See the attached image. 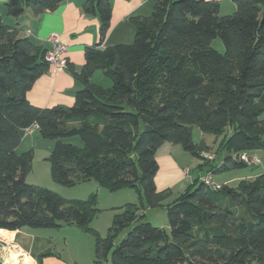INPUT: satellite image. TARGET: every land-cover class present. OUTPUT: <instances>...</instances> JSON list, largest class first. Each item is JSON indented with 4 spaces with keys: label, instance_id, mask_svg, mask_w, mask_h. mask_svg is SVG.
I'll list each match as a JSON object with an SVG mask.
<instances>
[{
    "label": "trees",
    "instance_id": "obj_1",
    "mask_svg": "<svg viewBox=\"0 0 264 264\" xmlns=\"http://www.w3.org/2000/svg\"><path fill=\"white\" fill-rule=\"evenodd\" d=\"M151 16L133 18L132 43L102 47L111 28V0H86L84 10L100 20L101 41L87 46L78 75L83 87L71 107H38L28 91L48 67L47 49L0 13V228L75 225L93 232L97 195L70 201L27 182L33 152L17 153L20 130L36 122L43 138L56 141L48 156L53 179L71 186L96 179L110 190L142 192L141 206L118 213L106 237H96L99 264H264V172L242 180L237 189H209L196 178L174 201L158 191L156 150L164 142L180 144L204 159L206 144L193 141L192 129L221 135V169H243L232 154L264 150V0H236L221 14L214 0H154ZM63 0H8L7 12L26 10L36 17ZM221 38L225 52L212 46ZM70 63L69 68L70 69ZM95 70L110 87L91 83ZM79 136L84 146L68 138ZM228 205L224 203L227 193ZM232 201V203H231ZM245 203L257 217L247 224L229 205ZM164 207L169 231L139 211ZM132 226L118 244L117 233ZM197 226V228H195Z\"/></svg>",
    "mask_w": 264,
    "mask_h": 264
},
{
    "label": "crops",
    "instance_id": "obj_2",
    "mask_svg": "<svg viewBox=\"0 0 264 264\" xmlns=\"http://www.w3.org/2000/svg\"><path fill=\"white\" fill-rule=\"evenodd\" d=\"M0 0V13L3 20L10 25H17L21 36H29L42 48L48 49V34L58 32L67 49V59L71 68L68 70L53 72V67L48 65L46 70L35 80L28 91L27 98L29 102L38 107H52L56 105L71 107L75 104V94L78 89L83 87L78 75L82 72L85 64V49L87 46L97 44L101 41L100 36V18L96 13H87L84 10L86 0H63V2L53 11H48L36 17L32 11L26 10L19 17H13L6 11V2ZM220 3L221 14H228L236 9V0H214ZM113 7L111 17V28L105 37L102 47H107L121 43H132L135 39L136 26L133 18L151 16L154 10V0H111ZM112 80L103 75L101 70H95L91 77V83L110 87ZM21 142L15 149L17 153L33 152L32 169L35 161L40 159L47 160L48 156L54 151L56 141L50 138H43L38 130L28 133L24 129L20 130ZM208 147H212L207 142L201 141ZM218 154V153H217ZM220 155V154H218ZM156 161L158 171L155 177L157 190L170 191L171 196L164 200V204L174 201L184 190L193 183L188 181L189 168L194 163L195 156L184 150L180 144L162 143L156 150ZM219 156L213 162L205 163L204 159L196 163V168L205 173H217L220 177L219 183L228 186L231 189H237L242 180H251L260 173L232 172L233 170H222V161H225L226 155L217 163ZM45 163H48L47 161ZM222 164V165H221ZM48 165V164H47ZM49 166H43L46 170ZM31 169V171H32ZM218 169V170H217ZM188 170V174H187ZM244 171V170H243ZM205 173L198 174L197 178ZM235 173V174H232ZM262 173V172H261ZM218 182V181H217ZM182 192V193H183ZM231 200L229 192L224 197L225 205ZM25 227V226H24ZM24 227L17 230H7L12 235H0V264H11L6 262L5 258L11 255H17V264H69L53 251L40 249L38 256L33 254V247L28 242L19 241V238L25 234ZM13 236V237H12ZM3 238V239H2ZM9 238V239H8ZM73 264V263H72Z\"/></svg>",
    "mask_w": 264,
    "mask_h": 264
},
{
    "label": "rangeland",
    "instance_id": "obj_3",
    "mask_svg": "<svg viewBox=\"0 0 264 264\" xmlns=\"http://www.w3.org/2000/svg\"><path fill=\"white\" fill-rule=\"evenodd\" d=\"M233 12H229L228 14ZM220 39L221 38L219 37L215 38V40L213 39L212 46L220 53H223L225 52V46ZM262 114V118H264V113ZM230 134V129L225 133H221V135H216L215 133H211L209 131H203L197 125L193 126L192 129L193 141L195 143H202L201 141H204L212 146L211 148L207 147L202 151L201 155H203L205 163L213 162L217 156H219L217 160V163H219L225 154L220 153V155H218V147L222 142L221 140ZM68 142L81 148L84 146V143L79 136L68 138ZM249 153H254L260 157L262 159V164L247 165V167L243 169H232V172H242L243 174H246V172H264V150H254L250 151ZM204 154H214L215 158L211 160L210 158H206ZM46 161L44 158L40 159V162L35 161L34 169H32L31 173L27 174V182L48 188L58 193L60 196H62V198L70 201H79L82 199L85 200L88 199L93 193H96L97 209L99 212L92 222H90V227L93 229L94 233L100 235L101 237L107 236L114 223L113 221L116 215L121 213L124 210V207L128 206L129 204H136L139 207L143 202V197L141 195L142 192L136 188H133V186L124 187L114 191L100 186L96 179H91L82 183L78 182L72 184L71 186L62 185L53 179L50 162L47 161L48 163H45ZM199 161L200 158L195 156L194 163L189 168L190 177L188 181L190 183H192L197 178L199 172L205 173V170L201 172L196 168V163ZM45 165L49 166L46 170L43 168ZM211 176L213 180L216 182L218 181L219 183L220 177L217 175V173H212ZM183 191L184 190H182V192ZM229 207L235 209V211L246 221L247 224L255 223L257 221V217L253 216V214L247 210L245 203H240L237 206L230 204ZM139 213H146V220L150 221L157 227H161L169 231V221L166 208L158 207L146 210L141 209ZM131 228L132 226L127 227L123 229L122 232L120 231L117 233L115 238L116 244L120 243L126 237V233H128ZM195 228H197V226ZM23 230L25 234L19 238V241L28 242L30 247L32 245L33 254L35 256H38L41 251L40 249L43 248L57 253L65 260V262H68L69 264H99L95 256L94 247L96 244V237L93 235V232H86L75 225L66 224L53 227L25 226ZM19 254L20 252L17 253L18 256ZM11 255L13 257V253H11ZM10 256L6 257L5 261L11 262V264H17L18 259L15 258L10 260ZM106 263L110 264V261H107Z\"/></svg>",
    "mask_w": 264,
    "mask_h": 264
},
{
    "label": "built area",
    "instance_id": "obj_4",
    "mask_svg": "<svg viewBox=\"0 0 264 264\" xmlns=\"http://www.w3.org/2000/svg\"><path fill=\"white\" fill-rule=\"evenodd\" d=\"M48 43L49 47L45 53V59L46 62L53 67V72L59 73V71L62 70H68L69 68V60L67 59V49L66 46L62 40L61 35L58 32H51L48 34ZM39 124L36 122L32 123L29 127H26L24 130L28 133H33L36 130H38ZM206 158H210L213 160L215 158V155H206ZM203 156V155H202ZM232 158L234 160L242 161L246 163V165H258L262 164V159L255 155L254 153L249 152H240L232 154ZM222 164H224V161H222ZM221 164V165H222ZM188 174V170H187ZM189 175V174H188ZM209 189L211 190H218L222 187L221 184L216 182L212 179L211 172H208L207 174H204L200 176V179Z\"/></svg>",
    "mask_w": 264,
    "mask_h": 264
},
{
    "label": "bare ground",
    "instance_id": "obj_5",
    "mask_svg": "<svg viewBox=\"0 0 264 264\" xmlns=\"http://www.w3.org/2000/svg\"><path fill=\"white\" fill-rule=\"evenodd\" d=\"M0 235L2 236V235H12V233H9L7 230L5 231V230H0ZM13 237V236H12ZM3 239V238H2ZM9 239V238H8ZM17 251H19V252H21V250H17ZM12 253V252H11ZM15 258H17V256L16 255H13V257H12V255L10 256V260H13V259H15Z\"/></svg>",
    "mask_w": 264,
    "mask_h": 264
}]
</instances>
